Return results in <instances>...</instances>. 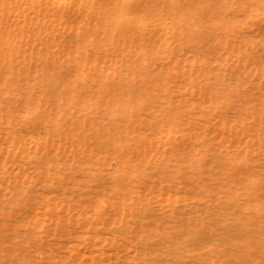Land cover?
Wrapping results in <instances>:
<instances>
[{
  "label": "rangeland",
  "instance_id": "obj_1",
  "mask_svg": "<svg viewBox=\"0 0 264 264\" xmlns=\"http://www.w3.org/2000/svg\"><path fill=\"white\" fill-rule=\"evenodd\" d=\"M0 264H264V0H0Z\"/></svg>",
  "mask_w": 264,
  "mask_h": 264
},
{
  "label": "bare ground",
  "instance_id": "obj_2",
  "mask_svg": "<svg viewBox=\"0 0 264 264\" xmlns=\"http://www.w3.org/2000/svg\"><path fill=\"white\" fill-rule=\"evenodd\" d=\"M254 40V39H253ZM252 40V41H253ZM256 42V41H255ZM256 44H258L257 42H256ZM256 44H254V42H248L246 45H247V47H246V50H249V51H254V49L256 50Z\"/></svg>",
  "mask_w": 264,
  "mask_h": 264
}]
</instances>
